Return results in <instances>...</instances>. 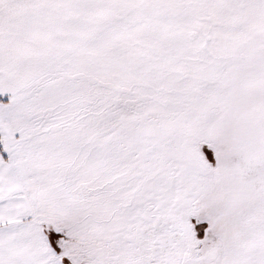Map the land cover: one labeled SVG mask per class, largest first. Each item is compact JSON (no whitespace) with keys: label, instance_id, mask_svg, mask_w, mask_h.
Returning <instances> with one entry per match:
<instances>
[{"label":"snow or ice","instance_id":"obj_1","mask_svg":"<svg viewBox=\"0 0 264 264\" xmlns=\"http://www.w3.org/2000/svg\"><path fill=\"white\" fill-rule=\"evenodd\" d=\"M0 264H264V0H0Z\"/></svg>","mask_w":264,"mask_h":264}]
</instances>
